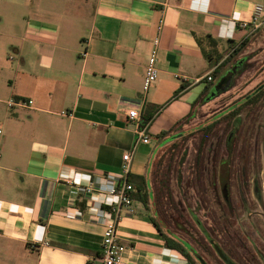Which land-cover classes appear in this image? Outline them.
Instances as JSON below:
<instances>
[{"label":"crops","instance_id":"crops-1","mask_svg":"<svg viewBox=\"0 0 264 264\" xmlns=\"http://www.w3.org/2000/svg\"><path fill=\"white\" fill-rule=\"evenodd\" d=\"M9 1L25 9L0 32L12 53L7 63L0 49V264H87L98 256L116 202L110 191L124 176L121 157L136 139L129 110L149 139L134 147L126 181L134 189L143 180L149 195L146 207L132 201V213H120L122 260L187 264L151 221L166 232L151 176L173 136L158 137L185 125L227 68L207 75L264 24V0ZM206 34L218 42L216 66L195 40ZM156 38L158 75L144 93ZM9 99L32 104L8 108Z\"/></svg>","mask_w":264,"mask_h":264},{"label":"rangeland","instance_id":"rangeland-1","mask_svg":"<svg viewBox=\"0 0 264 264\" xmlns=\"http://www.w3.org/2000/svg\"><path fill=\"white\" fill-rule=\"evenodd\" d=\"M25 8L16 6L9 0H0V32H4L12 17L21 14ZM5 40V42H4ZM7 40L0 38L1 56L4 58L11 56L6 54L5 46ZM246 53L256 55L254 57V68H250L241 76V81L248 78L253 83L264 78V24L258 27L249 35L246 40ZM7 57V59H8ZM6 59L7 63L8 60ZM231 64L227 65V71L219 75L213 86H216L222 76L230 72ZM231 66V67H230ZM237 66V65H236ZM236 66L232 72L230 86L234 78ZM230 86L225 88L222 94L211 102L199 103L194 107L192 118L179 128L180 134L186 135L187 140L184 147L187 156L184 164H177L172 167V171L181 173L184 176L183 184L177 187L171 177L170 186L173 191V201L177 204L179 215L168 213L170 223L166 219L156 216L158 222L165 230L194 247L202 257L205 264H223L214 253L212 247H208L209 241L215 242L223 253L236 264H263L264 260V94L259 96L257 101H253L247 106L250 112V120L246 125V133L241 134V141L238 143L240 155L244 157L243 166L239 158H233V166L229 165L227 154L223 147L219 149L221 161L217 164L214 185L211 186L212 193L207 200H202L200 191L193 187L191 180L192 168V143L196 141L200 129L222 117L224 111L229 110ZM240 90L239 94L251 88ZM228 90V91H227ZM213 89L211 90V92ZM219 115V116H218ZM229 133V132H228ZM228 133L226 135H228ZM235 140L232 137V145L235 149ZM160 149L158 158L160 166L166 169L169 162L170 153L167 147ZM238 153V152H237ZM214 155L211 154L212 158ZM211 162V161H210ZM211 165V164H210ZM210 168V167H209ZM171 169V167H170ZM214 173V172H213ZM223 178L226 180L224 181ZM228 187H227V186ZM226 186V196H222V189ZM225 194V191L223 192ZM166 201V199H165ZM164 201V202H165ZM166 205V204H165ZM166 214V215H167ZM179 216V217H178ZM172 221V222H171ZM186 227V231L183 228ZM192 229H191V228ZM202 228L205 232L201 231ZM213 252H212V251ZM212 252V253H211Z\"/></svg>","mask_w":264,"mask_h":264},{"label":"trees","instance_id":"trees-1","mask_svg":"<svg viewBox=\"0 0 264 264\" xmlns=\"http://www.w3.org/2000/svg\"><path fill=\"white\" fill-rule=\"evenodd\" d=\"M195 40L200 46V50L202 51L204 57L208 58V60H212L214 63L213 65L216 66L217 63L222 58V56L217 53L218 42L213 38H211L208 34L203 35L202 37H196ZM227 44L230 45L229 49H231L232 43L228 42ZM204 45L208 47L207 50L204 49L205 48ZM238 49L237 47H235L232 51L229 52L228 56H226L219 65L214 67L211 73L212 75L211 80L218 76L219 69L221 67L222 68L225 66L227 67V65L231 64L233 58L238 52ZM209 89L210 88L207 87L203 89L202 93L198 96L196 102L193 104L192 106L193 108L191 107V112L183 120V123L189 121L192 118L194 107L197 104L199 103L204 104L206 102L207 103L211 102L220 94L226 91V90L222 91L221 93L212 96L211 90ZM223 113L225 114H223L222 117H218L209 124L204 125L200 129L196 141L192 143L193 154L191 159V168H192L191 180L193 183V187L195 186V188L200 191L202 200H207L206 198L209 197L212 193L211 186L214 185L215 183L214 178L216 173V170L214 169L217 167V164H219V162L221 161V157L218 155L219 149L223 147L226 154L229 155L231 154V146L230 143L227 142L228 135H226L230 128L231 120H230L229 111L227 112L224 111ZM178 131L179 130L177 129L174 132L173 131L163 132L158 137V138L164 137L165 135L171 133H172L171 136H173V140H171L170 143H168L169 146L166 149V151H169V153L171 154L169 158V162H172V165L170 166L169 164H167L166 169H162V167L160 166L161 158H158L157 161H155L154 171L151 176V182L153 185L152 196L154 198V209L156 211L155 214L158 215L161 219L167 218V216L169 215L167 214V211L168 213L176 214L177 212L178 215L180 214L177 208V204L173 201V196H172L173 191L170 186V182L172 180L171 177L174 179L178 188L182 186L184 180V176L181 173L179 172L177 173L176 170L172 171V167L175 165L176 159H177V164L181 165L185 163V159L187 156V152L184 147V144L187 140V136L183 134L181 135L180 132ZM177 134H180V136L179 137L175 136ZM211 154L214 155L212 158L210 157ZM224 179L225 178H223V180ZM134 187H135L134 188L135 191L130 194L131 200L137 201L146 207L149 192L147 190L144 181L142 180L140 184ZM221 195L224 196L223 192H221ZM151 221L153 225L156 227V229L159 231L158 233L161 234L162 237L164 238L165 245L167 248L173 249L176 252L180 253L185 258L187 264H201L200 259H202V257L196 252L197 250L194 247H192L189 243L185 242V240H181L177 238L172 239L173 234L171 233L170 230H166L165 233H162L163 231L157 225V223L152 219ZM167 223H170V220H168V218H167ZM183 230L186 231L187 230L186 227L183 228ZM201 231L205 232L203 228ZM208 244H209L208 247L209 246L212 247L210 243Z\"/></svg>","mask_w":264,"mask_h":264},{"label":"built area","instance_id":"built-area-1","mask_svg":"<svg viewBox=\"0 0 264 264\" xmlns=\"http://www.w3.org/2000/svg\"><path fill=\"white\" fill-rule=\"evenodd\" d=\"M241 27H244V25L242 24ZM258 27L259 25H254L253 30L255 31ZM158 45L159 39L156 38L153 42V47L151 49L147 64L144 67V77L142 84L144 93L148 90L150 84H153L157 79L158 70L155 66ZM82 55L85 56V53H83ZM206 79L208 81H211V77L208 75ZM31 104L32 102L30 100L23 99H9L6 102L8 108H29ZM61 115L65 116L66 114L62 113ZM126 115L128 118L126 122H130L131 124H133L136 139L134 141L132 150L124 153L121 157V168L124 176L122 177L120 183L110 191L112 193V196L115 197L116 202L115 204L111 205V209L109 212L110 218L108 219V222L106 223L104 231L102 233L101 248L99 249L98 256L89 259L87 264H124L122 260V252L125 249L118 243L116 239V224L119 220L122 210L128 213H132V200L130 194L134 192V189L132 188L131 184L126 181V176L129 170L130 160L134 152V147L139 143H147L149 139L145 134L144 129L138 126L139 116L137 112L129 110Z\"/></svg>","mask_w":264,"mask_h":264},{"label":"flooded vegetation","instance_id":"flooded-vegetation-1","mask_svg":"<svg viewBox=\"0 0 264 264\" xmlns=\"http://www.w3.org/2000/svg\"><path fill=\"white\" fill-rule=\"evenodd\" d=\"M237 49L238 52L235 55V59L233 61V66H232L235 67L237 65L235 68L236 71L234 74V78L232 80V84L229 88L231 101L229 104L228 111H229L231 123H230V128L228 130L229 133H228L227 142L230 143L231 154L230 155L227 154V158L230 159L228 160V162L231 167L233 166V158L236 157V154H237V158H239V161H242V164L240 166H243L244 157L240 155L238 143L241 141L240 140L241 134H245L247 132L245 127L250 120V112L247 106L250 105V103H252L253 101L254 102L257 101L259 96L264 94V78H261L255 83H253V80L250 81L249 78L245 82L241 81L242 79L241 76H243L244 72H246L250 68H254L253 61L256 55L255 54L250 55L249 53L245 52L246 49L245 40L238 44ZM262 66L264 67V63ZM250 84H253L251 88L247 89L244 93L239 94L240 90H242L243 88H247ZM232 137L236 141L235 149L233 148V145L231 143ZM225 180L226 179H224V181ZM226 186L224 187V189H222L223 192L225 191V194H223L225 196L227 193Z\"/></svg>","mask_w":264,"mask_h":264},{"label":"water","instance_id":"water-1","mask_svg":"<svg viewBox=\"0 0 264 264\" xmlns=\"http://www.w3.org/2000/svg\"><path fill=\"white\" fill-rule=\"evenodd\" d=\"M234 70V67L230 69V72L225 73L222 78L219 80L216 86L213 87V91L211 92V95L214 96L216 94L221 93L224 91L225 88L228 89V86H230L231 82V76L232 72ZM180 134L177 136L179 137ZM211 244L212 248L214 249V253L216 256L222 261L223 264H235L233 261H231L222 251V249L213 241H209ZM201 264H205L203 262V259H200Z\"/></svg>","mask_w":264,"mask_h":264}]
</instances>
